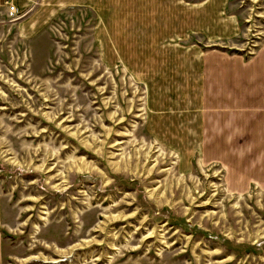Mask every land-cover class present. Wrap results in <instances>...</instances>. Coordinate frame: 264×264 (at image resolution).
Masks as SVG:
<instances>
[{"label": "rangeland", "instance_id": "obj_1", "mask_svg": "<svg viewBox=\"0 0 264 264\" xmlns=\"http://www.w3.org/2000/svg\"><path fill=\"white\" fill-rule=\"evenodd\" d=\"M11 1L2 264H264V180L225 178L251 152H214L224 166L187 129L212 54L259 47L264 0Z\"/></svg>", "mask_w": 264, "mask_h": 264}, {"label": "crops", "instance_id": "obj_2", "mask_svg": "<svg viewBox=\"0 0 264 264\" xmlns=\"http://www.w3.org/2000/svg\"><path fill=\"white\" fill-rule=\"evenodd\" d=\"M26 14L29 16L19 23L21 28L33 17L31 11ZM222 53L221 50L214 52L212 63L200 72L199 85L193 93L195 121L187 123L188 134L195 136L194 146L210 150L204 151V158L220 160L214 155L216 151L246 149L251 152L246 162H236L235 172L226 169L225 178L241 185L261 182L264 180V38L249 58ZM193 72L196 75L195 69ZM184 128L185 123L167 125V133L175 135L187 130ZM225 165L229 166L227 162ZM3 215L0 202V264L3 262Z\"/></svg>", "mask_w": 264, "mask_h": 264}, {"label": "built area", "instance_id": "obj_3", "mask_svg": "<svg viewBox=\"0 0 264 264\" xmlns=\"http://www.w3.org/2000/svg\"><path fill=\"white\" fill-rule=\"evenodd\" d=\"M7 3V13L9 17H17L22 15L23 12L18 8V6L13 3L11 0H5Z\"/></svg>", "mask_w": 264, "mask_h": 264}]
</instances>
